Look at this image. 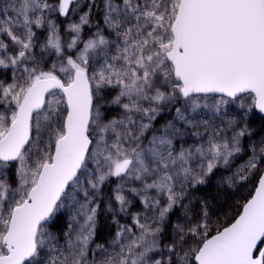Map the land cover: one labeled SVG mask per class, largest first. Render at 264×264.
Instances as JSON below:
<instances>
[{"label":"snow or ice","instance_id":"obj_1","mask_svg":"<svg viewBox=\"0 0 264 264\" xmlns=\"http://www.w3.org/2000/svg\"><path fill=\"white\" fill-rule=\"evenodd\" d=\"M257 113L264 0H0V264H264Z\"/></svg>","mask_w":264,"mask_h":264},{"label":"trees","instance_id":"obj_2","mask_svg":"<svg viewBox=\"0 0 264 264\" xmlns=\"http://www.w3.org/2000/svg\"><path fill=\"white\" fill-rule=\"evenodd\" d=\"M262 125H264V120H262L260 115L257 114L256 119L253 122V127L261 129ZM261 134L264 135V131H261ZM258 138V136L255 137V139ZM246 191V188L240 189L239 192H231L224 187H220L218 189L213 183L212 185L206 187L200 195L209 200V202L213 205V219L223 220L231 216L235 204L240 200L241 195Z\"/></svg>","mask_w":264,"mask_h":264},{"label":"water","instance_id":"obj_3","mask_svg":"<svg viewBox=\"0 0 264 264\" xmlns=\"http://www.w3.org/2000/svg\"><path fill=\"white\" fill-rule=\"evenodd\" d=\"M257 114H259V113H257ZM260 115V114H259Z\"/></svg>","mask_w":264,"mask_h":264}]
</instances>
